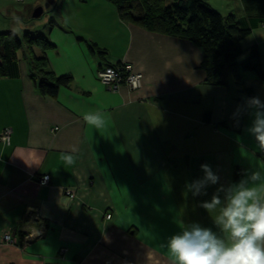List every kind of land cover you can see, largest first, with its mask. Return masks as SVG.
Wrapping results in <instances>:
<instances>
[{
  "label": "crops",
  "instance_id": "1",
  "mask_svg": "<svg viewBox=\"0 0 264 264\" xmlns=\"http://www.w3.org/2000/svg\"><path fill=\"white\" fill-rule=\"evenodd\" d=\"M205 2L249 28L242 58L255 46L264 69V0ZM49 6L38 30L17 26ZM3 9L0 33L13 25L19 34L40 32L52 47L32 46V54L71 81L54 96L40 94L29 49L19 53L23 39L0 75V132L11 128L9 143L0 140V264H175L166 244L184 226L226 236L214 224L218 210L201 202L264 168L242 86L230 74L226 84L205 81L201 47L123 21L106 0H7ZM120 60L141 73L140 88L109 91L97 79L99 66ZM242 76L264 101V80ZM97 113L100 126L85 119ZM202 164L220 180L194 197L186 185L203 177ZM44 174L48 182L38 183ZM5 231L13 242L2 240Z\"/></svg>",
  "mask_w": 264,
  "mask_h": 264
},
{
  "label": "trees",
  "instance_id": "2",
  "mask_svg": "<svg viewBox=\"0 0 264 264\" xmlns=\"http://www.w3.org/2000/svg\"><path fill=\"white\" fill-rule=\"evenodd\" d=\"M106 1L115 6L118 17L123 21L137 24L148 31L186 38L201 47L200 67L205 72V81L226 84L227 74H230L233 81L242 86L240 90L248 98H252L251 89L244 86L242 72H252L264 80V69L261 67L257 48L251 46L247 55L242 58L240 41L248 34L249 28L243 27L233 14L221 15L210 8L205 0ZM24 35L25 40L30 39L27 42L31 56L30 71L37 80V90L40 94L54 96L60 87L69 85L71 76L53 74L46 66L45 56L32 54V46L41 50L52 47L44 35L31 37L30 32H25ZM20 46L21 41L14 33H0V75L6 73L7 63L16 60V51ZM88 48L91 52L104 56L105 52L93 43H88ZM238 101L240 108H243L244 100ZM202 119L210 120L209 111L202 114Z\"/></svg>",
  "mask_w": 264,
  "mask_h": 264
},
{
  "label": "clouds",
  "instance_id": "3",
  "mask_svg": "<svg viewBox=\"0 0 264 264\" xmlns=\"http://www.w3.org/2000/svg\"><path fill=\"white\" fill-rule=\"evenodd\" d=\"M246 103L254 110L247 131L255 137L259 150L264 153V101L252 97ZM85 119L96 126L103 123L99 113L87 115ZM66 159L69 164L73 163L71 155ZM200 167L203 177L186 185L194 197L206 195L207 187L220 180L210 165ZM261 190H264L262 167L237 183L217 188L210 200L201 202V207L218 210L214 224L226 236L198 223L184 226L169 237L166 244L175 264H264V196Z\"/></svg>",
  "mask_w": 264,
  "mask_h": 264
},
{
  "label": "built area",
  "instance_id": "4",
  "mask_svg": "<svg viewBox=\"0 0 264 264\" xmlns=\"http://www.w3.org/2000/svg\"><path fill=\"white\" fill-rule=\"evenodd\" d=\"M25 1V0H17ZM141 73L134 70L132 65L124 60L116 61L112 64L99 66L96 70L97 79L109 91H116L121 85L126 86L129 90L138 89L141 87ZM11 128L5 127L0 132V140L8 144L10 140ZM49 180V175L44 174L38 178V183L46 184ZM69 196L73 194L67 191ZM109 217V214H106ZM2 240L5 242H13V238L9 231L2 234Z\"/></svg>",
  "mask_w": 264,
  "mask_h": 264
},
{
  "label": "rangeland",
  "instance_id": "5",
  "mask_svg": "<svg viewBox=\"0 0 264 264\" xmlns=\"http://www.w3.org/2000/svg\"><path fill=\"white\" fill-rule=\"evenodd\" d=\"M5 3H7V0H0V5L1 4H4L5 5ZM47 8V10H46V12H45V15H43V18L41 17V18H37L36 20H31V21H28V20H26V21H21V24L20 23H18L17 22V26L18 25H24V26H27V28H34V29H36V30H38V28H40V26H42L43 24H47V22H48V17H47V15L49 14V15H52V13L50 12L51 10H52V7L51 6H49V7H46ZM48 10H50V11H48ZM5 12H6V9H3V11H0V16L2 15V17H3V15H5ZM0 19H5V18H0ZM5 21H8V23H11V21H15L14 19H6ZM13 23H11V25H12ZM13 30L12 29H10V30H12V32H15V34L18 36V38L20 39V40H22V46H21V49L19 50V53H25L26 52V49H27V45H28V41L30 40V39H26L25 40V35H24V33L22 32L21 34H19V33H17V29H16V27L13 25ZM31 30V29H30ZM33 31V32H30V36L32 37V36H37V35H41V33L40 32H38V31ZM23 35H24V37H23ZM28 38V37H27Z\"/></svg>",
  "mask_w": 264,
  "mask_h": 264
}]
</instances>
